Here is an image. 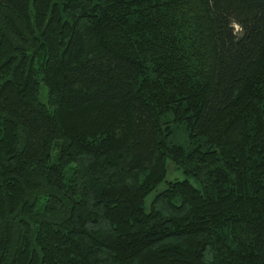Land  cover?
Segmentation results:
<instances>
[{
	"label": "trees",
	"instance_id": "trees-1",
	"mask_svg": "<svg viewBox=\"0 0 264 264\" xmlns=\"http://www.w3.org/2000/svg\"><path fill=\"white\" fill-rule=\"evenodd\" d=\"M0 264H264V0H0Z\"/></svg>",
	"mask_w": 264,
	"mask_h": 264
},
{
	"label": "rangeland",
	"instance_id": "rangeland-1",
	"mask_svg": "<svg viewBox=\"0 0 264 264\" xmlns=\"http://www.w3.org/2000/svg\"><path fill=\"white\" fill-rule=\"evenodd\" d=\"M39 100H41L42 102H47V87L44 85V83L41 81L40 82V86H39ZM183 127H174L173 130H174V133L169 137V139H176L175 141L178 143V142H184L185 140V129ZM173 136V137H172ZM58 153V148L56 147L54 150H53V153H52V156H56V154ZM167 175H166V178H165V181L162 182L158 188L159 189H162L164 186H165V182L168 181V180H172L174 178H178V179H182L184 176L183 174L181 173V170L180 169H177L176 166L173 164V162H171L170 160H167ZM153 196V192L151 194L148 195L147 199H146V202H148L150 200V198Z\"/></svg>",
	"mask_w": 264,
	"mask_h": 264
}]
</instances>
